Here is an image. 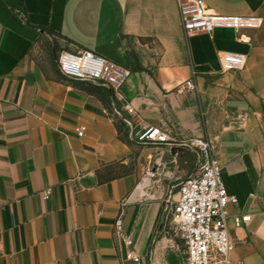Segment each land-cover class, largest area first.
Segmentation results:
<instances>
[{
  "label": "crops",
  "instance_id": "0c3cea01",
  "mask_svg": "<svg viewBox=\"0 0 264 264\" xmlns=\"http://www.w3.org/2000/svg\"><path fill=\"white\" fill-rule=\"evenodd\" d=\"M203 1L262 26L186 34L176 0H0V264H132L130 250L164 264L191 137L210 142L237 199L230 264H264V0ZM62 50L129 68L120 96L64 75ZM225 51L244 69L223 71ZM145 126L169 141H137Z\"/></svg>",
  "mask_w": 264,
  "mask_h": 264
},
{
  "label": "built area",
  "instance_id": "2783aa9c",
  "mask_svg": "<svg viewBox=\"0 0 264 264\" xmlns=\"http://www.w3.org/2000/svg\"><path fill=\"white\" fill-rule=\"evenodd\" d=\"M183 29L186 34L210 33L215 29H258L262 26L260 15H226L211 10L203 0H176ZM223 71H241L246 57L241 52L225 51L219 58ZM61 72L71 78L103 84L120 96V88L130 74V69L102 55L83 50H62L58 55ZM184 88H195L191 79ZM85 126L76 128L82 136ZM135 139L142 143L168 142L169 137L152 126H145L136 133ZM193 154L190 171L177 185L176 199L171 202L172 220L176 233L185 245L187 264H230L233 250L228 231V205L236 203L229 195L221 176V167L211 153L210 142L202 137H191L180 144ZM145 181L142 180V183ZM141 183V184H142ZM250 220V215H236L233 222L239 226ZM120 228V220L116 221ZM130 246L131 239L123 237ZM132 264H139L141 256L127 252Z\"/></svg>",
  "mask_w": 264,
  "mask_h": 264
},
{
  "label": "rangeland",
  "instance_id": "374dc122",
  "mask_svg": "<svg viewBox=\"0 0 264 264\" xmlns=\"http://www.w3.org/2000/svg\"><path fill=\"white\" fill-rule=\"evenodd\" d=\"M175 191H168L166 198L168 199V210L162 219L161 228H163L166 236L170 240V248L166 251L164 264H187L186 251L184 243L179 239L176 233L175 223L172 220L171 202L176 199Z\"/></svg>",
  "mask_w": 264,
  "mask_h": 264
},
{
  "label": "bare ground",
  "instance_id": "6f19581e",
  "mask_svg": "<svg viewBox=\"0 0 264 264\" xmlns=\"http://www.w3.org/2000/svg\"><path fill=\"white\" fill-rule=\"evenodd\" d=\"M145 184V182L144 183H142L141 185H144Z\"/></svg>",
  "mask_w": 264,
  "mask_h": 264
},
{
  "label": "water",
  "instance_id": "95a60500",
  "mask_svg": "<svg viewBox=\"0 0 264 264\" xmlns=\"http://www.w3.org/2000/svg\"><path fill=\"white\" fill-rule=\"evenodd\" d=\"M183 148V147H182Z\"/></svg>",
  "mask_w": 264,
  "mask_h": 264
}]
</instances>
